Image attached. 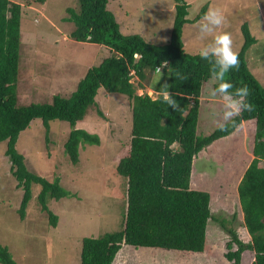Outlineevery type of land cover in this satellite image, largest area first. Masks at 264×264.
<instances>
[{"label":"trees","instance_id":"16d2710c","mask_svg":"<svg viewBox=\"0 0 264 264\" xmlns=\"http://www.w3.org/2000/svg\"><path fill=\"white\" fill-rule=\"evenodd\" d=\"M78 3V9L66 8L64 19L74 24L69 36L105 45L109 53L85 69L68 96L53 94L48 102L18 105L16 76L22 8L17 1L0 0V141H5L9 171L22 189L16 210L19 217L24 216L31 183L39 185L35 198L52 226L57 216L47 206V199L68 193L58 177L49 180L26 167L24 154L15 147L19 131L32 119L40 118L46 138L48 120H66L71 128L63 141V151L76 163L79 142L99 140L96 133L76 127L75 122L82 118L88 106H96L94 96L102 86L130 101L129 138L125 152L115 164L116 172L124 177L122 224L114 231L82 236L80 264H111L122 243L145 248L152 258L162 256L165 251L203 253L208 220L217 222L228 237L227 251L223 253L228 264H241L246 250L254 252L250 264H264V166L258 165L264 159V85L247 67L245 52L256 42L248 24L240 26L243 43L237 51L239 69L231 70L227 79L235 87L247 85L250 90L247 100L253 110L242 112L235 118V125L230 124L226 130L215 127L207 134L198 135V98L202 84L210 78L209 65L198 53H186L182 28L188 21L200 20L207 4L190 19L189 3L174 0L169 38L154 43L137 32L123 33L114 12L107 7L108 0H78ZM131 77L135 78V84ZM164 84L169 85L167 90L178 101L180 110H173L158 98ZM137 86L149 87L155 96L137 93ZM96 111L102 115L99 108ZM242 127L252 132V157L234 190L243 226L250 237L248 242L239 239L223 217L211 213L207 191L189 187L193 157L202 148ZM234 216L230 217L234 219ZM0 264H17L4 245H0Z\"/></svg>","mask_w":264,"mask_h":264},{"label":"rangeland","instance_id":"374dc122","mask_svg":"<svg viewBox=\"0 0 264 264\" xmlns=\"http://www.w3.org/2000/svg\"><path fill=\"white\" fill-rule=\"evenodd\" d=\"M21 4L19 47L16 76V104L48 102L53 94L68 96L76 87L85 69L97 64L109 53L107 46L75 40L69 36L74 27L64 19L66 8L78 9V0H13ZM189 18L193 19L202 5L207 10L222 12L226 24L218 31L231 34L234 51L243 43L240 29L247 23L256 38L245 52L251 74L264 85V0H186ZM123 33L137 32L148 41L168 40L174 16V0H108ZM206 10V12H207ZM201 20V19H200ZM196 22H186L182 28L186 53H198L207 43L199 37ZM130 80L135 84V78ZM210 78L201 86L198 98L196 133L207 134L214 129L210 113L221 110V102L208 95ZM137 93L155 92L149 87H136ZM90 105L75 122L98 136L97 143L79 142L78 160L72 163L63 151V141L71 128L66 120H48L45 138L40 118H34L20 130L15 142L24 154L25 165L47 179L58 177L68 193L57 199L48 198L47 206L56 214L54 226L35 198L39 185L31 183V196L24 216L17 206L22 189L9 171V159L4 154L5 141H0V245L7 247L17 264H80L82 236H97L118 229L122 224L124 177L115 164L126 149L130 128V101L118 92H108L102 86ZM96 108L101 110L99 115ZM216 119H220L217 115ZM252 132L231 133L202 148L192 161L189 187L209 193L212 214L225 219L226 226L235 229L239 239L250 237L242 223L235 185L250 160ZM259 166H264V159ZM231 214H235L234 219ZM203 253L171 254L151 258L147 250L123 244L122 264H228L225 232L217 222L208 220ZM121 256V255H120ZM254 252L242 253L241 264H250Z\"/></svg>","mask_w":264,"mask_h":264},{"label":"clouds","instance_id":"9594fccd","mask_svg":"<svg viewBox=\"0 0 264 264\" xmlns=\"http://www.w3.org/2000/svg\"><path fill=\"white\" fill-rule=\"evenodd\" d=\"M225 24L226 20L222 12L210 7L196 25L200 39L207 40V43L200 47L198 55L209 65L208 95L214 99L218 98L221 102V110L219 112L214 110L210 115L213 123L222 131L226 130L230 124L234 126L235 118L242 112L253 110V105L247 100L250 95L247 85L235 87L227 79L231 70L239 69V56L233 49L231 34L227 31H218ZM157 71L160 79V68ZM183 79L186 80L187 77ZM168 87L167 84L161 87V91L157 94L158 98H162L164 103L178 111L179 103L173 99V95L167 90ZM217 115L220 119H216Z\"/></svg>","mask_w":264,"mask_h":264},{"label":"crops","instance_id":"0c3cea01","mask_svg":"<svg viewBox=\"0 0 264 264\" xmlns=\"http://www.w3.org/2000/svg\"><path fill=\"white\" fill-rule=\"evenodd\" d=\"M241 126L243 125L242 123L240 124ZM243 130H245L243 127L241 128V130H238V128H235V130L234 131H232L231 133H235V132H238V133H241ZM230 133V134H231ZM229 135V134H228ZM250 158L252 157V155H251V153H250V156H249ZM124 244V243H123ZM122 245V244H121ZM122 247L123 246H120L119 248H118V250L116 251V253H115V255L113 256V259L111 260V264H122L123 262H122V260H123V258H124V256L122 255V254H120L121 253V250H122ZM145 248H140V250H143V251H145V250H147V249H145ZM148 251V250H147ZM120 252V253H119ZM118 255V257H117V255ZM121 255V256H120ZM150 256V255H149ZM152 258V257H151Z\"/></svg>","mask_w":264,"mask_h":264}]
</instances>
